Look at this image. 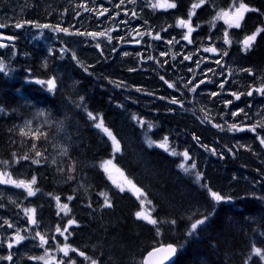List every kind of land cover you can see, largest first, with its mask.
I'll use <instances>...</instances> for the list:
<instances>
[{"label": "trees", "instance_id": "obj_1", "mask_svg": "<svg viewBox=\"0 0 264 264\" xmlns=\"http://www.w3.org/2000/svg\"><path fill=\"white\" fill-rule=\"evenodd\" d=\"M64 1L29 0L27 15L31 12L29 18L56 22ZM181 1L183 13L176 10L175 14L186 15L191 0ZM9 2L0 0V10L7 12ZM244 2L259 11L245 14L241 27L234 29L236 38L264 28V0ZM204 13L208 15V10ZM40 45L41 40L31 43L25 49L26 57L17 59L18 67L11 74L0 71V160L12 163L18 158L20 174L36 177L40 189L33 203L38 207L39 221L46 225L58 222L56 209L45 195L69 202L68 217L78 223L72 228L70 244L91 258L72 252L78 264H91L94 256L99 264H128L163 243L178 246L177 257L170 264H264L254 255L248 260L254 244L264 248L263 196L236 189L233 201L215 202L209 188L230 193L217 183L218 162L209 165L206 175L199 179L184 171L179 156L146 142L149 130L132 117L134 113L145 115L139 110L142 101L134 103L129 100L131 94L106 80L109 66L99 61L96 69L88 70L70 53ZM250 51L253 63L264 68V32L257 36ZM28 72L44 79L56 78L55 89L50 91L37 82L26 81ZM134 75L147 83L146 78ZM36 111L40 112L38 116ZM89 112L101 117L119 141L120 151L114 152L111 140L96 127ZM148 114L151 116V111ZM179 128L180 134L189 135L185 127ZM149 132L152 136L155 133ZM36 152L42 155L38 157ZM24 156L29 158L25 160ZM106 158H113L147 194L157 225L137 218L139 200L109 180L100 166ZM105 196L110 207L105 205ZM204 216L209 218L188 235L191 224Z\"/></svg>", "mask_w": 264, "mask_h": 264}, {"label": "rangeland", "instance_id": "obj_2", "mask_svg": "<svg viewBox=\"0 0 264 264\" xmlns=\"http://www.w3.org/2000/svg\"><path fill=\"white\" fill-rule=\"evenodd\" d=\"M40 2L43 3L45 0ZM168 2H175L177 7L174 9L151 7L150 5L156 4L157 0H123V2L65 0L62 11L58 13V19L52 22L42 18H29L28 15L31 13L27 15L29 0H10L8 11L0 10V20L8 25L11 32H6L12 33L15 42L0 40V44L4 45L0 47V61L5 64L3 71L8 74L14 72L18 67L17 59L26 57L25 49L36 40H41L40 46L47 50L52 51L57 48L59 53H70L77 63L86 64L88 70L96 69V64L100 61L111 69L106 80L112 86L131 94L129 100L134 103L142 101V108L139 110L145 115L134 113L132 117L143 128L155 131L153 136L149 131L146 132L145 138L149 146L162 149L169 154L174 151L176 153L174 156L180 157V165L183 164L188 168L186 172L195 175L201 173V178L206 175V168L209 165L214 166V162H218L220 181L217 183L230 192L222 195L232 197L225 202L234 200L236 189L243 193L254 192L264 199V145L258 138L264 137V128L258 126L264 122V95L253 92L252 96L242 95L239 100L232 95V93H247L264 84V68H259L253 63L250 56L251 48L245 50L242 43L245 36L253 32L236 38L235 27L229 28L223 20H216L213 26V18L218 11L221 9L234 11V8H230L233 0H206L201 7L195 9V15L191 20L195 31L192 32L190 37L192 42L189 43L182 38L187 29L177 26L176 22L180 18L187 19L192 4L199 3V0H191L185 11L186 15L175 14L176 10L183 13V8L180 6L183 1L168 0ZM235 4L238 7L239 1L235 0ZM104 9L108 11L104 12ZM205 9L208 10V15H205ZM101 12L103 15H100ZM25 21L31 23H24ZM16 23H23V27L16 28ZM36 24L51 27L38 28ZM197 24L199 27H196ZM57 25L68 31H56ZM225 31L228 32L230 44L224 41ZM79 33H105V35L89 36ZM157 35L160 39L155 38ZM206 48H216L217 51H205ZM224 52H227V55H224ZM123 69L126 71L122 72ZM249 69L251 72L246 71ZM134 74L146 78L147 83H141ZM51 78L54 77L44 79L31 75L30 72L26 74L28 82L47 81ZM169 84L174 87H169ZM43 86L48 89L46 85ZM173 100L177 102L173 103ZM230 100L231 104L226 103ZM241 109L244 110L243 113L240 112ZM150 111L151 116L148 114ZM233 112L238 114L233 116ZM39 113L36 111L35 115L38 116ZM244 113L247 115L245 116ZM93 115L97 117L96 120L92 119L96 125L101 117ZM232 124L245 130L230 131L229 127ZM252 126H257L256 132L249 130ZM179 127H185L192 139L190 140L187 133L180 134ZM165 137L168 138L167 150L159 146L164 143ZM149 141L155 143L150 145ZM111 143L113 145L112 140ZM219 144L225 146L223 147L225 151L218 146ZM213 149L215 152L212 151ZM184 152L188 153V159L183 156ZM228 154L230 157L225 158L224 155ZM107 160H111L112 164L107 165L108 170L105 171L101 165ZM3 162L0 160V171L8 174L7 179L10 176L16 181L31 180L32 177L19 176L22 166L20 159L16 158L12 163ZM192 164L196 167L191 168ZM100 166L117 188L121 190L123 187V191L130 192L141 204V198L137 197L116 169H120L124 176L131 179L113 158L104 159L100 162ZM8 185H11L9 188L11 192L8 193L11 205L7 203L4 208L14 212V217L19 218L21 222V225L17 226V222L5 220L7 221L5 228L10 232L12 239L9 241H14L18 230L26 237L15 246L19 256L27 254V264H45V260H48L49 264H57L60 260L67 261L69 257L78 264L77 257L71 255V251L69 257H65L64 253L59 251L65 243L74 248L69 240L73 237L72 228L75 229L78 223L75 221L74 224H68L69 220H74L68 217L69 202L59 198L58 203V196L45 195L56 209L58 218L57 223L46 225L37 219L38 207L33 203L40 189L37 184L32 185L35 192L32 196L28 195L25 188L17 187L15 184ZM147 201L148 199L139 211L150 213L155 219L151 204ZM63 204L68 205L67 214L61 207ZM10 206L15 211L10 209ZM25 209H35L36 225L30 222L29 217L32 213H26ZM9 224L12 227H9ZM57 226L62 230L67 227L68 231L61 235L55 231ZM37 232L46 236L47 244L41 246L40 239L36 236ZM33 257L45 259H33ZM94 258L97 261L95 256ZM21 263L24 264L23 258ZM128 264H143V257L132 259Z\"/></svg>", "mask_w": 264, "mask_h": 264}, {"label": "snow or ice", "instance_id": "obj_3", "mask_svg": "<svg viewBox=\"0 0 264 264\" xmlns=\"http://www.w3.org/2000/svg\"><path fill=\"white\" fill-rule=\"evenodd\" d=\"M121 2H123V0H121ZM205 2H206V0H199V3L192 4V10H190L188 12V14H187L188 18L187 19L180 18L176 22L177 26L187 29L186 34L182 38L184 40H187L189 43L192 42L190 37H191L192 32L195 31V28L191 24L192 17L195 15V9L201 7V5H203ZM150 6L153 7V8H172V9H174V8L177 7V4L175 2H168V0H164V2H161V0H157L156 4H152ZM230 8H234V11L221 9L220 11H218L216 13L215 17L213 18V26H214V22L216 20H223L225 22V24L228 25L229 28H232V27L240 28L241 27V22L244 20L246 13L252 12V11H259V9L250 7L248 3L244 2V0H239L238 7L235 4V0H233V4L230 6ZM103 11L107 12L108 10L104 9ZM100 15H103V12H101ZM24 23H31V22L30 21H25ZM4 26L5 25L0 24V27H4ZM15 27L16 28H21V27H23V23H16ZM36 27H38V28L39 27L47 28V27H51V26L50 25L36 24ZM196 27H199V25L197 24ZM55 30L56 31H62V32H67L68 31V29L61 28L58 25L56 26ZM261 32H264V28H257L256 31L253 32L251 35L245 36V38L242 41L245 50H248V49H250L253 46V43L256 41L257 36ZM79 34L80 35H89V36H103V35H105V33H79ZM155 38L156 39H160L159 35H157ZM9 39H12V37H9ZM109 39H111V37H109ZM224 41H225V43H228V44L231 43V40H229V38H228V32L227 31H225V33H224ZM171 42L172 41H169V43H171ZM3 46H4L3 44H0V47H3ZM205 51L216 52L217 49L216 48H206ZM125 55H127V53H125ZM161 55H164V53H161ZM224 55H227V52H224ZM185 58L188 59V57H185ZM217 63H219V61H217ZM4 69H5V64L3 63V61H0V71H3ZM246 71L251 72L250 69L246 70ZM161 79H163V77H161ZM37 82L42 84V85H46L47 88L50 91L54 90L55 87H56L55 78H51V79H49L47 81L40 80V81H37ZM169 87H174V85L169 84ZM221 87H223V85H221ZM193 90H195V89H193ZM253 92H258L261 95H264V84H261L260 87L254 88L253 90L248 91L247 93H240V94L232 93V95L235 97L236 100H239L242 95L252 96ZM212 95H216V93H212ZM172 102L176 103L177 101L173 100ZM226 103L231 104L232 101L231 100L230 101H226ZM240 112L243 113L244 110L241 109ZM237 114L238 113H236V112L232 113L233 116H235ZM244 114H245V116L247 115V113H244ZM88 116L91 119H93V120L97 119V117L94 116L91 112L88 113ZM258 126L264 128V122H261ZM96 127L103 129V131L107 134V136L112 140L114 151L115 152L120 151V143H119V141L117 140L116 136L113 135V133L107 127H104L102 119L99 120V122L96 124ZM216 127H221V126L220 125H216ZM229 130L230 131H244L245 129L243 127H238L236 124H232L229 127ZM249 130L252 131V132H256L257 131V126H252V127L249 128ZM25 134H27V133H25ZM33 135H36V133H33ZM258 138L260 139V143L262 145H264V137H258ZM167 139L168 138L165 137L164 138V143H161L159 145L160 147L165 148V150H167ZM149 143L151 145L152 143H155V142L149 141ZM33 147H35V145ZM212 151L215 152L214 149ZM65 154H66V150H65ZM41 155H42V153L36 152V156L39 157ZM172 155H176V153L173 151ZM183 156L185 157V159H188V153L187 152H184ZM28 158H29L28 156H24L23 157V159H25V160H27ZM33 162L34 163H40L39 160H34ZM3 163H7V161H4ZM111 164H112V161L111 160H107L101 166L105 168V171H107L108 170L107 169V165H111ZM112 166L115 167V165H112ZM180 167L184 168L185 171H188V168H185V166L183 164H181ZM195 167H196L195 164L191 165V168H195ZM116 171L120 172V175L124 178L125 182L132 188V190H134V192L136 193L137 197L141 198V206L143 207V205L145 203V200L147 199V194L144 193L143 189L137 187L133 183L132 180H129L126 176H124V173L120 169H116ZM3 175H8V174L4 173ZM201 175H202L201 173H197V178L199 179ZM0 182H3L5 184H15L17 187L25 188L27 190V193H28L29 196L35 195V192L33 191L32 185H34L36 183V177H32L30 181H24V180L16 181V180H12L10 178V176H9L8 179H3ZM113 182L115 183V181H113ZM205 187H207V186H205ZM123 190H124L123 187H121V191H123ZM208 191H209L212 199L215 202H217V203L232 199V197H230V196H225V195H222L219 192L212 191L211 188H209ZM68 199L71 200L72 197H68ZM57 202L59 203V197H57ZM147 203L151 204L152 202L150 200H148ZM105 205L109 206V207L111 206L109 200L107 199V196H105ZM61 207L65 211V214H67V212L69 211L68 205L67 204H63ZM25 212L26 213H32V215L29 217V219H30V222L33 225H36L37 224V220L35 219V215H34L35 214V209H25ZM210 215H211V213L209 214V216ZM136 216H137V218H142V219L148 221V223H150L152 225H157L159 223V221L157 219L152 218L150 213L146 214L143 210L142 211H138L136 213ZM209 216H204L202 219H196L191 224L189 232H188V235H193L195 233V231L197 230V228L200 225L204 224L205 221L209 218ZM5 223H7V221H5ZM74 223H75V220H69L68 221L69 225L74 224ZM172 223H175V221H172ZM9 227H12V225L9 224ZM55 231L60 233L61 235H63L64 232L68 231V229H67V227H65L62 230L59 226H57ZM157 233H159V228H157ZM36 236L39 237L40 242H41V246H43L44 244L48 243V240H47L46 236L42 235L40 232H37ZM25 238L26 237L24 235H21L19 230H18L16 232L14 241L12 243H9L8 247L12 248L13 243L19 244L21 241L25 240ZM52 239H55V237H52ZM66 240H67V237L65 236V241ZM59 251L63 252L65 257H69V252L71 251V252H74V253H78L79 256L85 257V259H91V258L87 257L84 252L79 251L78 249L71 248V246L68 245L67 243H65L63 245V247H60ZM176 252H177L176 246H174L173 244H168L166 246L161 245L160 247L154 248L153 251L149 252L148 255H149V257H152L153 255L159 254L158 255V259L156 261V264H165V261H169L170 258L173 257L176 254ZM253 255L256 256V257H259L260 261H264V248L256 247L255 244H254L253 247H252V255H250L248 257V260H251ZM2 259L11 260L12 256L8 255L6 257H2ZM33 259L44 260L45 258L44 257H33ZM69 262H70V264H76V261L74 259H72L71 257H69V259L67 261L60 260V261L57 262V264H69ZM45 264H49L48 260H45ZM91 264H98V261L91 260ZM245 264H248V261H245Z\"/></svg>", "mask_w": 264, "mask_h": 264}, {"label": "flooded vegetation", "instance_id": "obj_4", "mask_svg": "<svg viewBox=\"0 0 264 264\" xmlns=\"http://www.w3.org/2000/svg\"><path fill=\"white\" fill-rule=\"evenodd\" d=\"M9 32H11L10 28H9ZM20 173H22V171ZM3 174L4 173L0 171V181H2L3 179H7V176ZM19 176L23 177L22 175ZM23 178H27V177H23ZM10 187L11 185L0 182V264H22L21 263L22 258H23V263L27 264L26 263L27 254H23L19 256V252L15 251V246L17 244L13 243L12 248L8 247V244L12 243V241L9 240L12 239L11 236L9 235L10 232H8L7 229L5 228V220L8 219L10 221L11 220L15 221L18 223L17 226L21 225L20 219L14 217V212H9L8 209L4 208L7 203L10 204L8 200V193L11 192L10 191L11 189H9ZM10 209L15 211L14 208H12V206H10ZM8 255L12 256L11 260L2 259V257H6Z\"/></svg>", "mask_w": 264, "mask_h": 264}, {"label": "water", "instance_id": "obj_5", "mask_svg": "<svg viewBox=\"0 0 264 264\" xmlns=\"http://www.w3.org/2000/svg\"><path fill=\"white\" fill-rule=\"evenodd\" d=\"M0 24H3L5 25L4 27H0V40L2 41H7V42H12L14 41V36L11 35V34H8L7 32H5V27H6V24L3 23L1 20H0ZM9 37H12V39H9ZM133 44H138V43H133ZM168 244H173L174 246H176L177 248V252L176 254L170 258L169 261H165V264H170L172 263L176 257H177V254H178V246L174 243H163V244H159V245H156L154 247H152L149 251H147L144 255V258H143V264H156V261L158 259V255L159 254H156V255H153L152 257H149V252H152L154 248H157V247H160L161 245H168ZM79 250V249H78ZM79 251H82V250H79ZM84 252V251H82ZM85 253V252H84ZM86 254V253H85Z\"/></svg>", "mask_w": 264, "mask_h": 264}, {"label": "bare ground", "instance_id": "obj_6", "mask_svg": "<svg viewBox=\"0 0 264 264\" xmlns=\"http://www.w3.org/2000/svg\"><path fill=\"white\" fill-rule=\"evenodd\" d=\"M9 18V17H8ZM29 20V19H28ZM5 21V20H4ZM30 21H31V19H30ZM2 22H3V20H2ZM6 24V23H5ZM32 26H34V25H32ZM33 30V29H32ZM28 33V32H27ZM33 33V32H32ZM31 33V34H32ZM12 34V33H11ZM20 34V33H19ZM16 37V36H15ZM19 37V36H18ZM21 37V36H20ZM17 39V38H16ZM17 41H19V40H17ZM15 42V41H14ZM11 43V42H10Z\"/></svg>", "mask_w": 264, "mask_h": 264}]
</instances>
